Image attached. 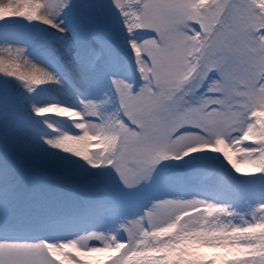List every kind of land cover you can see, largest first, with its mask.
Listing matches in <instances>:
<instances>
[{"label": "snow or ice", "instance_id": "snow-or-ice-1", "mask_svg": "<svg viewBox=\"0 0 264 264\" xmlns=\"http://www.w3.org/2000/svg\"><path fill=\"white\" fill-rule=\"evenodd\" d=\"M232 3L241 7L238 0ZM0 7L10 13L0 15L4 31L25 21L55 29L40 44L39 55L50 67L25 55L23 46L7 45L0 48V74L28 93L56 83L79 103L78 109L57 102L29 105L15 85L0 84V264H56L46 245L81 238L85 243L77 246L85 250L119 248L105 264H216L188 245L226 238L249 251L223 264H264V232L249 231L264 225V126L255 115L264 111V27H245L238 49L210 38L206 59L213 67L200 90L212 82L215 90L206 94L216 100L202 109L199 122L173 126L163 115L171 105L140 66L148 56L138 58L133 49L157 37L153 28L128 22L125 10L138 4L0 0ZM248 10L259 15L255 0ZM65 13L71 16L67 24L58 19ZM149 89L156 106H139ZM51 105L76 115L63 116L76 131L45 120L54 134L38 133L28 108L45 116L53 114ZM72 138L89 146L69 148ZM198 152L218 155L194 157L201 162L156 175L161 161ZM163 185L177 195L157 198ZM136 203L141 211L126 215Z\"/></svg>", "mask_w": 264, "mask_h": 264}, {"label": "rangeland", "instance_id": "rangeland-1", "mask_svg": "<svg viewBox=\"0 0 264 264\" xmlns=\"http://www.w3.org/2000/svg\"><path fill=\"white\" fill-rule=\"evenodd\" d=\"M238 2L241 5L240 8H236L232 0H131V3L138 4L139 7H129L125 10L128 13L129 23L139 27H151L157 32L156 38L146 39L140 47L133 45V49L138 58L148 56V62L140 59V66L147 71L153 85L160 89L159 95L163 97V101L171 105L170 111L164 112L163 115L170 118V123L173 126L199 122L204 116L202 109L207 108L208 104L216 100V97L206 94L215 90V85L212 82H210L208 89L200 90L204 73L213 67L206 59L211 42L210 38L219 36L221 42L226 46L238 49L242 44L240 37L245 27L250 24L255 25L254 30L264 27V21L259 19V16H264V0H255V8L259 15H253L248 10L250 0H238ZM6 14L10 13L0 7V15ZM58 19L67 24L70 22L71 16L65 13ZM54 32L55 29L50 26L35 21L29 24L25 21L12 26L8 31L0 29V48L7 45L23 46L25 55L38 64L50 67L46 60L39 55L40 44L43 39ZM121 52L124 54L126 50L122 49ZM259 58L257 57V59ZM5 82L19 88L28 98L29 105L57 102L79 108L78 101L70 98V96H67L68 100L62 101L61 96L59 97L61 86L56 83H43L36 86L33 92L28 93L13 77L0 74V84ZM103 82H107L106 78ZM81 98L84 97L81 96ZM138 103L142 107L156 106L151 96V89H149V94ZM208 112H211L210 108ZM28 115L38 133L44 135L53 134L52 130L44 123L45 120L54 128L56 126L53 125L55 121L57 125L60 122L69 121L66 118L55 120L54 114L36 116L31 112L30 107L28 108ZM255 115L260 124L264 126V111H258ZM69 119L73 120L72 118ZM67 146L76 151H85L89 143L71 140ZM218 147L223 148V145H218ZM204 155L215 157L218 154L198 152L189 154L180 160L169 158L158 164L156 175H167L171 172L185 170L191 166L188 162H201L199 159L193 160L194 157L200 158ZM73 159L76 158L73 157ZM220 159L223 158L220 157ZM232 174L236 175L235 173ZM241 179L249 178L241 177ZM169 195H177L170 185H163L156 192L157 198ZM191 195L192 193H183L182 198H191ZM200 198L209 199L210 197L200 195ZM141 209L142 203H136L126 208L124 212L131 216L138 214ZM236 210L241 211L243 209L236 207ZM249 231L252 233L264 232V225H256ZM230 240L231 238H226L223 242L213 244L193 241L188 247L198 256L211 257L216 261V264H223V261L230 257L248 254L249 249L230 242ZM78 243L83 245L85 239L81 238L78 242H73V246H71L73 250L62 249L63 252L68 253L61 254H54L46 245L47 255L55 260L56 264H105L106 259L119 251V248L102 249L98 251L97 260L90 262L91 257L89 258L88 255L92 248L85 250L83 247L77 246ZM82 252L85 254L80 256L79 253ZM67 255L71 258H67Z\"/></svg>", "mask_w": 264, "mask_h": 264}, {"label": "bare ground", "instance_id": "bare-ground-1", "mask_svg": "<svg viewBox=\"0 0 264 264\" xmlns=\"http://www.w3.org/2000/svg\"><path fill=\"white\" fill-rule=\"evenodd\" d=\"M60 93H59V97L61 96L62 98V101L64 102L65 99L68 100L67 96H69V94L64 91L63 89H60ZM51 108H52V112L53 114L55 115V120H60V119H65L63 118V116H68V115H71L70 117L68 116V118H72L73 120L76 119V116L74 113H72L70 110H67V109H62L60 108L59 106H56V105H51ZM47 116V115H45ZM57 116V118H56ZM54 118V117H53ZM53 125H56L55 126V129H60V130H67V131H76L73 127H72V122L71 121H65V122H60L59 125H57V122L55 121ZM54 134V133H53ZM53 134H49V135H53ZM48 135V134H47ZM71 140H76L75 138H72V139H69L66 143H70ZM49 246V249L50 251H52L54 254H61V253H64L66 251L63 252L62 249H66V248H69L70 250L73 248H71V246H73V242L72 243H69L67 245H60V246H56V245H48ZM102 249H95V248H92L90 249L89 251V255L88 257L90 258V262H94L97 260L98 258V251H100ZM68 253V252H66ZM87 253V252H86ZM80 256H82L83 254L85 253H79ZM65 257V256H64ZM67 258H71L69 255H67Z\"/></svg>", "mask_w": 264, "mask_h": 264}]
</instances>
